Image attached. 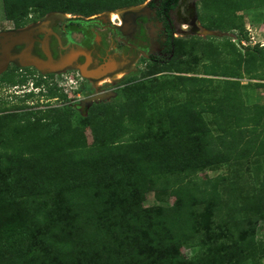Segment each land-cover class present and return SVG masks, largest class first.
I'll return each instance as SVG.
<instances>
[{"label": "trees", "instance_id": "trees-1", "mask_svg": "<svg viewBox=\"0 0 264 264\" xmlns=\"http://www.w3.org/2000/svg\"><path fill=\"white\" fill-rule=\"evenodd\" d=\"M140 1L2 3L6 19L22 26L31 13L91 16ZM198 4L201 24L237 31L227 54L205 48L200 71L192 70L197 48L176 38L174 57L154 62L161 69L176 61L172 79L94 103L77 124L69 107L30 110L24 121L25 113L0 116V264H262L256 232L262 221L264 233V172L253 192L237 178L251 159L264 158V105L247 104L240 83L264 86V49L241 44L237 12L262 7L264 24V0ZM173 91L186 98L171 101ZM60 93L49 85L44 95ZM222 164L231 176L200 175ZM148 192H169L176 203L145 206Z\"/></svg>", "mask_w": 264, "mask_h": 264}, {"label": "flooded vegetation", "instance_id": "flooded-vegetation-1", "mask_svg": "<svg viewBox=\"0 0 264 264\" xmlns=\"http://www.w3.org/2000/svg\"><path fill=\"white\" fill-rule=\"evenodd\" d=\"M197 1L200 0H144L138 7L110 14L108 21L91 16L85 20L64 18L48 15L50 12L37 19L30 14L34 20L30 24L13 23L0 29V85L11 86V79L24 77L26 82L31 79L33 89L26 94L44 97L53 77L72 72L81 76V88L85 89L90 80L120 73L130 54L128 49L152 62H168L174 57L178 34L186 37L200 27ZM22 30L26 31L22 36L11 34ZM23 54L28 59L37 57L47 66L38 69L21 65V60H27L21 59ZM61 58L68 60V65L51 72L50 68L56 67L54 63ZM47 98L50 101L56 97Z\"/></svg>", "mask_w": 264, "mask_h": 264}, {"label": "rangeland", "instance_id": "rangeland-1", "mask_svg": "<svg viewBox=\"0 0 264 264\" xmlns=\"http://www.w3.org/2000/svg\"><path fill=\"white\" fill-rule=\"evenodd\" d=\"M144 0L132 3L129 5H125L110 11H103L101 13H97L91 15V19H98L102 21H108L110 14L112 13H120L127 7H138L140 3L142 4ZM198 3L200 1H197ZM32 15L34 13H31ZM36 14V13H35ZM60 15L64 18L75 17L76 19H87L85 15H79L75 13L69 12H61V11H52L48 15ZM47 15V14H46ZM237 15L242 17L243 28L239 29L238 32L239 38L245 42H247V46L252 48L256 45L262 46L264 49V24L261 22L263 17V8H254L251 10H241L237 12ZM45 16V15H44ZM43 16L36 17L41 18ZM33 20V19H32ZM30 17H28V21L25 24H30L32 22ZM34 21V20H33ZM23 24V25H25ZM13 25V21L6 19L3 11V3L0 0V29H6L9 26ZM22 25V26H23ZM226 26V24L224 25ZM105 32V31H103ZM237 31L233 29H225V27L217 28L212 27L209 28L204 24H200L198 30L191 32L188 36L184 37L183 35L178 34L177 38L188 41L186 45H193L192 49L197 48V54L200 55L199 62L195 63L192 66V70L200 71L201 70V61H205L206 57L204 56L205 48L206 51L210 52L211 47L219 46L218 49L227 54L228 47L225 46L227 42L233 43L236 46V37ZM186 49H191L187 48ZM211 46V47H210ZM237 47V46H236ZM185 49V50H186ZM127 51V48L124 49ZM130 54H127L126 62L124 68L118 74H111L106 76L105 78H98L95 80H90V82H86L87 86L84 88H80L79 92L71 93V92H61L57 95L55 99L47 101L48 98L46 96L41 97V94L34 95L30 98H25L23 95L28 93L31 89V79H28L27 82L24 83V87L20 85V87L16 88L11 86L0 85V116L1 115H17L23 114L22 120H26L28 115L26 113L30 110H38L43 108H49L51 106H56L59 108L69 107L72 112V122L73 124H77L78 118H81L87 114L88 109L94 103L98 102H116L122 101L127 98L129 94H133L136 86H143L148 84L149 82H162L167 83L169 79H172L176 72V61L171 65H165V67L154 64V62L147 60L138 54L135 50L128 49ZM184 50V51H185ZM214 50V49H213ZM189 52V51H188ZM192 52V51H191ZM195 52H192L190 56H193ZM189 57L188 54H185L184 57H181V60H186ZM170 66V67H167ZM188 75H192L189 73ZM134 79L133 81H129V79ZM215 79L220 80L221 78L215 77ZM131 80V79H130ZM246 78L240 80L241 90L245 102L247 104H260L264 105V86H257L255 82L258 81H248ZM264 83V81H263ZM217 87V86H216ZM215 87V88H216ZM24 88V91H18V89ZM30 89V90H29ZM85 90V92L83 91ZM33 90V89H32ZM18 93H14V92ZM39 90L34 91L37 93ZM78 94V96H76ZM128 94V95H127ZM54 98V97H53ZM186 98V94L184 92H175L169 94V99L173 100H184ZM48 102V103H47ZM207 121L210 122L212 119V115L210 113H204L203 115ZM85 134L87 136V142L91 144L90 132L86 128L84 129ZM264 172V158L260 159H251L248 168L243 170L240 176L237 178V181L242 185V187L247 190L249 189L253 192V189L258 185V182L261 178L262 173ZM232 171L228 164H222L217 169L214 170H204L200 173L203 178H210L216 176L217 174L222 175H230ZM245 194V191L243 192ZM176 203L175 198L169 192H163L160 194H155L154 192H148L146 194V199L144 202L145 206H154V205H173ZM262 221H258L257 224V232H256V242L260 250L264 248V233L261 230ZM195 248H181V252L188 257H191L195 253ZM259 258L262 264H264V253H259Z\"/></svg>", "mask_w": 264, "mask_h": 264}, {"label": "built area", "instance_id": "built-area-1", "mask_svg": "<svg viewBox=\"0 0 264 264\" xmlns=\"http://www.w3.org/2000/svg\"><path fill=\"white\" fill-rule=\"evenodd\" d=\"M241 44L244 46H247V42L241 40ZM81 76L78 73H72V72H63L59 75H56L55 77L52 78L50 81V85H56L59 88L60 92H71V93H78L80 88H81ZM24 87L23 85H21ZM13 87H20V85H15ZM32 87V84L31 86ZM24 88H19L18 91H24L22 90ZM82 89V88H81ZM37 90V89H36ZM18 93V92H17ZM78 96V94L76 95Z\"/></svg>", "mask_w": 264, "mask_h": 264}, {"label": "water", "instance_id": "water-1", "mask_svg": "<svg viewBox=\"0 0 264 264\" xmlns=\"http://www.w3.org/2000/svg\"><path fill=\"white\" fill-rule=\"evenodd\" d=\"M26 31H18V32H10L11 34H14L15 36H22ZM4 33V32H3ZM21 59L25 58L27 60L25 61H20L21 65L23 66H29V65H34L35 67H37L38 69H43L44 66H47V63H45L43 60L38 59L37 57H31L30 59L27 58V55H21L20 56ZM69 63L68 60L61 58L58 61H56L54 64L56 65V67L54 68H50L51 72L57 71L59 69H63L65 66H67ZM82 75L84 77H89L87 74L82 73Z\"/></svg>", "mask_w": 264, "mask_h": 264}, {"label": "clouds", "instance_id": "clouds-1", "mask_svg": "<svg viewBox=\"0 0 264 264\" xmlns=\"http://www.w3.org/2000/svg\"><path fill=\"white\" fill-rule=\"evenodd\" d=\"M30 91H32V88H31V90Z\"/></svg>", "mask_w": 264, "mask_h": 264}]
</instances>
